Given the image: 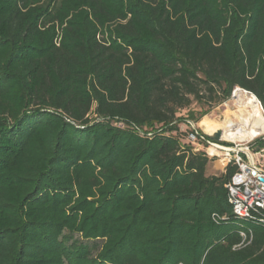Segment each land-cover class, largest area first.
Here are the masks:
<instances>
[{
	"label": "trees",
	"instance_id": "trees-1",
	"mask_svg": "<svg viewBox=\"0 0 264 264\" xmlns=\"http://www.w3.org/2000/svg\"><path fill=\"white\" fill-rule=\"evenodd\" d=\"M236 86L264 106V0H0V264H264L180 131Z\"/></svg>",
	"mask_w": 264,
	"mask_h": 264
},
{
	"label": "built area",
	"instance_id": "built-area-1",
	"mask_svg": "<svg viewBox=\"0 0 264 264\" xmlns=\"http://www.w3.org/2000/svg\"><path fill=\"white\" fill-rule=\"evenodd\" d=\"M240 90L253 94L240 86H236L228 101L233 100L236 103L237 93ZM258 101L261 103L259 99ZM226 102L224 104H227ZM198 125L199 122L186 119L180 126V131L185 132L186 140L192 146L194 152H205L212 161L218 158L225 160L224 168L229 165L237 167L226 185L229 203L233 207L234 214L240 220L258 218L264 221V147H257L252 150L253 144L248 145L245 144L247 142L224 139L223 135L221 140L216 141L210 139L208 133L202 132ZM120 126H124V123H120ZM221 130L223 131V129ZM140 132L143 134L142 130ZM257 137L251 139L248 143L255 141ZM261 138L264 139V136ZM214 219L218 222L224 217L214 215ZM241 235L247 237L244 231L241 232Z\"/></svg>",
	"mask_w": 264,
	"mask_h": 264
},
{
	"label": "bare ground",
	"instance_id": "bare-ground-1",
	"mask_svg": "<svg viewBox=\"0 0 264 264\" xmlns=\"http://www.w3.org/2000/svg\"><path fill=\"white\" fill-rule=\"evenodd\" d=\"M237 95L236 104L239 107L240 120L238 122L229 120L225 124H218V126L211 123L209 117L205 116L200 124L206 133L211 134L217 129H223L224 139L243 143L264 134L263 106L259 103L258 97L254 93L249 94L244 90H240ZM219 162L222 165L225 164V160H219Z\"/></svg>",
	"mask_w": 264,
	"mask_h": 264
},
{
	"label": "rangeland",
	"instance_id": "rangeland-1",
	"mask_svg": "<svg viewBox=\"0 0 264 264\" xmlns=\"http://www.w3.org/2000/svg\"><path fill=\"white\" fill-rule=\"evenodd\" d=\"M228 99H230V98H228ZM228 99H226V100H224V102L225 101H227L226 103L227 104H224V102H222V103H219V104H213V106H212V108L210 109V111H209V113L208 114H206L205 116H208L209 117V119H210V121H211V123H213L214 125L216 124V125H218V124H225V123H227V121H236V122H238L240 119H239V107H238V105L233 101V100H231V101H228ZM263 106V105H262ZM263 108H264V106H263ZM190 109H192V110H196V112L197 113H199L201 110H207V109H209V106L208 105H203V104H200V103H198L197 101H195V102H193V104H192V106L190 107ZM188 111H189V109H184V110H181V113H180V115H186L187 113H188ZM236 111V112H235ZM264 114V113H263ZM205 116H203V117H205ZM202 117V118H203ZM202 118H201V120L199 121V128H200V130H202V132H205V130L203 129V127L201 126V121H202ZM182 124H183V122H182ZM219 126V125H218ZM206 133V132H205ZM262 136H264V134L263 135H260V136H258L256 139H255V141H252V142H250V143H245V144H248V145H251V144H253V147H251L252 148V150H255V148H257L256 147V144H255V142L259 139V138H261ZM255 144V145H254ZM219 160H221L220 158H218V159H216V160H214V161H210L209 163V167H208V172H207V174H209V175H212V174H221V173H223V172H225L226 171V168H224V166L222 165V163H220L219 162ZM74 238H76V239H80L81 238V235L80 234H78V233H74ZM70 242H72L71 240H70Z\"/></svg>",
	"mask_w": 264,
	"mask_h": 264
},
{
	"label": "water",
	"instance_id": "water-1",
	"mask_svg": "<svg viewBox=\"0 0 264 264\" xmlns=\"http://www.w3.org/2000/svg\"><path fill=\"white\" fill-rule=\"evenodd\" d=\"M222 135H223V134H222V130L219 129V130H217V131L212 132L211 134H208V137H209L210 139H213V140L219 141V140H221Z\"/></svg>",
	"mask_w": 264,
	"mask_h": 264
}]
</instances>
